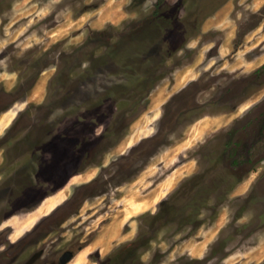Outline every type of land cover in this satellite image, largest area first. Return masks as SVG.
<instances>
[{
  "label": "rangeland",
  "instance_id": "1",
  "mask_svg": "<svg viewBox=\"0 0 264 264\" xmlns=\"http://www.w3.org/2000/svg\"><path fill=\"white\" fill-rule=\"evenodd\" d=\"M263 65L264 0H0V264H264V163L217 164Z\"/></svg>",
  "mask_w": 264,
  "mask_h": 264
},
{
  "label": "flooded vegetation",
  "instance_id": "2",
  "mask_svg": "<svg viewBox=\"0 0 264 264\" xmlns=\"http://www.w3.org/2000/svg\"><path fill=\"white\" fill-rule=\"evenodd\" d=\"M238 130H228L225 150L217 164L228 167V172L224 173L227 177L244 178L264 163V119L248 121Z\"/></svg>",
  "mask_w": 264,
  "mask_h": 264
},
{
  "label": "trees",
  "instance_id": "3",
  "mask_svg": "<svg viewBox=\"0 0 264 264\" xmlns=\"http://www.w3.org/2000/svg\"><path fill=\"white\" fill-rule=\"evenodd\" d=\"M159 16L160 18L163 17L164 13H159ZM97 35L99 37L100 35L102 36V32H99ZM92 41H95L94 37L88 39V42L92 43ZM256 73H264V65ZM201 177H202L201 175H197L187 180L171 195L170 200L165 201L163 204L168 205L169 209L171 210L176 209V205H175L176 202H181L185 204L191 195L196 196L202 190V189H199L202 186L201 183L203 181L201 180L202 179ZM238 180L241 181L242 177ZM197 189H198V192H197ZM162 216L159 214H156L155 216H153V218L154 219L160 218V220H163V221H165L168 218V217L166 218L165 215L163 217ZM164 223L165 222H163V224ZM150 242L151 240L148 239L147 235H139V237L136 240L117 249L114 253H112L105 260H100L98 263L99 264H144L141 258V254L139 253V249L144 247L145 244L146 246H149L151 244Z\"/></svg>",
  "mask_w": 264,
  "mask_h": 264
},
{
  "label": "bare ground",
  "instance_id": "4",
  "mask_svg": "<svg viewBox=\"0 0 264 264\" xmlns=\"http://www.w3.org/2000/svg\"><path fill=\"white\" fill-rule=\"evenodd\" d=\"M217 122H219L218 120H217ZM220 123V122H219ZM152 167V166H151ZM150 167V168H151ZM151 171H152V168L150 169ZM147 174H148V171H145L144 172V174H143V177L145 178L146 176H147ZM149 176H151V175H149ZM143 178V179H144ZM143 181V180H142ZM141 181V182H142ZM117 228V227H116ZM118 229V228H117ZM113 232V231H112ZM111 233V232H110ZM114 233V232H113ZM112 236H115L114 234H111ZM112 239V238H111ZM113 241V240H112ZM111 241V242H112ZM97 242V241H96ZM95 242V243H96ZM102 244V243H101ZM96 245V244H95ZM103 245V244H102ZM103 246H105L106 248H107V246L106 245H103ZM90 248H88L86 251H84V253H81V254H79L78 256H77V260H75L76 261V264H83L84 263V261H85V256H87L86 255V253H87V251L89 250Z\"/></svg>",
  "mask_w": 264,
  "mask_h": 264
},
{
  "label": "water",
  "instance_id": "5",
  "mask_svg": "<svg viewBox=\"0 0 264 264\" xmlns=\"http://www.w3.org/2000/svg\"><path fill=\"white\" fill-rule=\"evenodd\" d=\"M74 257H75V252L74 251H70V250L66 251L60 257V263L61 264H68Z\"/></svg>",
  "mask_w": 264,
  "mask_h": 264
}]
</instances>
